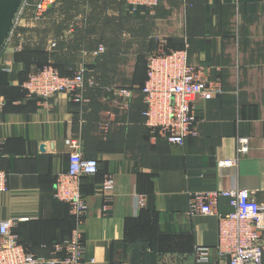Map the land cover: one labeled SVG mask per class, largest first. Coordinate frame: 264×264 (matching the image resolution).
<instances>
[{"label":"crops","instance_id":"0c3cea01","mask_svg":"<svg viewBox=\"0 0 264 264\" xmlns=\"http://www.w3.org/2000/svg\"><path fill=\"white\" fill-rule=\"evenodd\" d=\"M39 1L29 0L0 50V169L7 173L0 221L14 220L21 243L49 255L75 227L53 193L78 149L99 165L81 180L84 264H196V245L217 244L218 217L190 214L191 194L239 188L264 203V0H160L136 12L124 0H52L35 19ZM160 38L169 49L186 46L189 63L223 88L196 103L197 135L182 145L151 138L141 116L139 83ZM98 46L104 51L95 55ZM44 63L62 75L85 67L95 82L85 90L89 103L65 93L26 98L22 82ZM117 87L133 88L128 109L113 100L109 89ZM227 160L235 164L220 165ZM231 210L218 199L219 214Z\"/></svg>","mask_w":264,"mask_h":264},{"label":"built area","instance_id":"2783aa9c","mask_svg":"<svg viewBox=\"0 0 264 264\" xmlns=\"http://www.w3.org/2000/svg\"><path fill=\"white\" fill-rule=\"evenodd\" d=\"M29 0H22L13 19V26L5 40L10 38L15 26L20 21L24 8ZM132 12L139 8L155 9L160 0H124ZM52 0H40L35 4V17H41ZM4 43V44H5ZM104 51L98 46L95 55ZM87 69L80 67L71 75H62L52 64L34 68L28 74L21 87L26 98L48 99L59 93H65L77 104L89 103L85 95L87 87H93L92 77L86 78ZM143 108L141 116L151 138H163L168 144L182 145L189 136L197 135L196 103L207 101L223 92L219 80L205 78L204 69L195 67L188 61L186 46L169 49L165 39L157 40V47L146 57V77L139 87ZM115 103L128 109L133 88L109 89ZM0 102V112L2 108ZM109 114H111L109 112ZM239 152L246 151L240 142ZM1 155V151H0ZM68 167L57 174L53 196L65 202L69 207L75 227L70 235L50 247V254L41 256L30 252L13 230L14 220L0 221V264H84L83 236L81 224L86 217L87 204L81 193V179L95 175L98 161L86 158L80 150L69 153ZM234 160L220 162L221 166H232ZM113 178L107 175L103 188L109 189ZM7 191V173L0 169V192ZM219 198H226L232 210L219 214ZM103 205L104 213L108 212V201ZM145 204L144 196L136 195L137 208ZM190 214H215L218 217L217 244L214 247L196 245L193 257L196 264H262L264 250V203L255 199L253 192L247 189H227L201 191L191 194L189 199ZM217 260H212V254Z\"/></svg>","mask_w":264,"mask_h":264},{"label":"water","instance_id":"95a60500","mask_svg":"<svg viewBox=\"0 0 264 264\" xmlns=\"http://www.w3.org/2000/svg\"><path fill=\"white\" fill-rule=\"evenodd\" d=\"M22 0H0V50L13 26L14 16Z\"/></svg>","mask_w":264,"mask_h":264},{"label":"trees","instance_id":"16d2710c","mask_svg":"<svg viewBox=\"0 0 264 264\" xmlns=\"http://www.w3.org/2000/svg\"><path fill=\"white\" fill-rule=\"evenodd\" d=\"M22 51H23V52L26 51V48H24ZM43 65H45V63H44V64H41V65H38L37 67H41V66H43ZM37 67H36V68H37ZM145 77H146V72H145V76H144L143 80H141V82L139 83L140 86L143 84V82H144V80H145ZM128 88H131V87H128ZM22 90H23V89H22ZM23 93H24V95H25L24 90H23ZM139 93H140V90H139ZM142 108H143V106H142ZM96 174H97V173H96ZM96 174H95V175H96ZM92 176H94V175H92ZM86 177H90V176L82 177V179H83V178H86ZM82 179H81V180H82ZM46 256H47V255H46Z\"/></svg>","mask_w":264,"mask_h":264},{"label":"rangeland","instance_id":"374dc122","mask_svg":"<svg viewBox=\"0 0 264 264\" xmlns=\"http://www.w3.org/2000/svg\"><path fill=\"white\" fill-rule=\"evenodd\" d=\"M34 17H35V16H34ZM21 19H22V16H21V18H20V21H21ZM35 19H39V17H35ZM20 21L18 22L17 25H19ZM17 25H16V26H17ZM16 26H15V28H14V30H13L12 35L14 34V31H15V29H16ZM132 79L135 80V79H140V78H132Z\"/></svg>","mask_w":264,"mask_h":264}]
</instances>
